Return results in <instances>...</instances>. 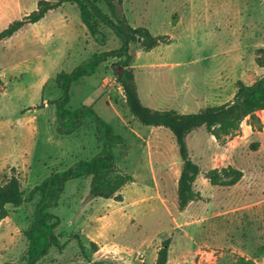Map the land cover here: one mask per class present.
<instances>
[{"label":"rangeland","instance_id":"1","mask_svg":"<svg viewBox=\"0 0 264 264\" xmlns=\"http://www.w3.org/2000/svg\"><path fill=\"white\" fill-rule=\"evenodd\" d=\"M56 1V0H50ZM38 0H0V31L37 6ZM104 12L107 6L99 4ZM133 27L168 37L150 50L129 44L141 103L150 108L196 112L230 100L237 80L250 84L264 75L256 63L264 48V0H122ZM97 42L82 24L75 4L63 3L0 41V182L16 176L25 195L54 172H63L103 148L94 117L58 130L55 82L96 52L121 46L112 28ZM119 59L100 62L73 82L65 106H90L121 137L115 157L132 176L121 200L89 196V177L69 179L48 211L59 217V245L36 264H152L169 237V264H233L239 258L264 264V110L262 133L242 121L237 135L218 141L204 126L185 138L199 166L193 189L201 195L179 211L177 179L182 159L171 131L145 125L129 111L116 80ZM257 142L256 149L251 147ZM233 165L243 172L236 184L212 185L206 172ZM38 192L0 220V263L17 262L34 218ZM84 245L78 246L77 237ZM95 243V248L90 246ZM181 256V258H180Z\"/></svg>","mask_w":264,"mask_h":264},{"label":"trees","instance_id":"2","mask_svg":"<svg viewBox=\"0 0 264 264\" xmlns=\"http://www.w3.org/2000/svg\"><path fill=\"white\" fill-rule=\"evenodd\" d=\"M104 3L109 13L99 6ZM63 3L75 4L79 11L82 24L97 42L106 38L103 26L110 27L121 37L120 47L103 52L94 53L88 61H84L70 72L60 71L55 76L61 95L54 101L59 121V131L68 124L70 127L80 125L84 113L94 117L98 134L104 139L102 150L87 160H79L63 172H54L40 184L35 185L28 195H25L19 179L11 175L0 182V220L8 213V206L18 207L33 198L38 192L39 199L35 205L34 218L31 225L24 230L27 240L25 252L17 262H3L0 264H36L47 254L53 246L59 245V235L55 228L60 219L48 211L53 199L62 191L64 183L69 179L89 177V196L121 200V188L133 181L131 175L121 172L115 165L117 152H121V137L116 134L111 125L97 116L90 106H84L73 112L65 108L69 100V89L73 82L93 73L100 62L109 58H118L117 65L121 71L116 74V80L123 88L125 103L130 113L141 123L155 127L168 128L178 146L182 159V167L177 179L176 201L177 208L182 211L189 202L200 200L201 195L193 189V183L199 173L198 164L193 161L186 147V136L196 128L204 126L218 141L224 142L228 137L237 135L242 121L246 120L252 128L261 131L262 123L258 111L264 110V75L250 84L237 80L236 91L230 100L217 105H207L196 112L181 113L168 108H150L143 105L139 99L134 80L132 55L129 44L137 43L142 50H150L159 43L168 42V37L153 35L146 27H133L121 12L122 0H38L36 8L21 19L10 22L0 31V41L9 38L26 23H34L54 8ZM256 63L264 67V48H258ZM257 142L250 146L256 149ZM243 172L227 164L211 168L206 172V178L212 185L229 187L241 180ZM78 246L83 251L84 245L76 236ZM95 248V243L90 241ZM170 238H165L156 251L154 264H166ZM99 264V263H94ZM233 264H253L252 261L239 258Z\"/></svg>","mask_w":264,"mask_h":264},{"label":"crops","instance_id":"3","mask_svg":"<svg viewBox=\"0 0 264 264\" xmlns=\"http://www.w3.org/2000/svg\"><path fill=\"white\" fill-rule=\"evenodd\" d=\"M261 111H263V110H261ZM245 122H246V120H244ZM247 123V122H246ZM247 127H249V130H250V132H252V133H254V132H257V133H262L261 131H259V130H256V129H254V128H252V126L251 125H249L248 123H247V125H246ZM156 251H157V249H156ZM180 258H181V256H180ZM155 259H156V254H155V256H154V258H153V262H152V264H154V262H155ZM178 261V263H175V264H180V261H179V259L177 260ZM169 262H170V256H169V253H168V259H167V262H166V264H169Z\"/></svg>","mask_w":264,"mask_h":264}]
</instances>
